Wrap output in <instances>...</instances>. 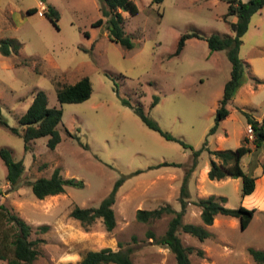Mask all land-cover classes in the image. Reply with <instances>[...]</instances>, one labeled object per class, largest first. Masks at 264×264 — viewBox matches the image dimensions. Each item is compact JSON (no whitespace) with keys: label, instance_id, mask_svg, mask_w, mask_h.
<instances>
[{"label":"rangeland","instance_id":"374dc122","mask_svg":"<svg viewBox=\"0 0 264 264\" xmlns=\"http://www.w3.org/2000/svg\"><path fill=\"white\" fill-rule=\"evenodd\" d=\"M133 1L136 13L121 10L131 40L126 46L109 36L101 0H0V42L10 38L20 43L16 52L0 49V147L11 148L12 156L25 164L18 184L11 186L0 157V203L31 225V238H42L34 264H78L86 250L106 246L131 247L134 264H177L169 247L149 234L162 235L172 214L143 221L135 211L161 204L180 210L183 176L193 150L202 147L187 181L182 220L203 224L194 199L209 194L225 196L226 206L242 204L255 212L246 227L238 217L216 215L205 225L209 236L202 240L181 228L177 234L192 247L188 254L194 264H257L247 248L264 249V141L259 147L253 143L247 115L261 120L264 114V4L241 36L238 55L244 70L227 104L230 113L208 133L231 61L227 48L210 50L206 37L233 35L235 14L228 13L226 0ZM46 4L59 11L57 25L43 13ZM31 6L37 10L28 12ZM100 17L102 22L94 24ZM190 31L201 36L187 37L175 53L181 34ZM85 74L92 82L90 96L60 103L56 82H73ZM38 89L46 92L49 106L62 108L56 125L61 139L53 149L46 144L47 134L33 138L25 149L22 136L10 129L22 132L19 117ZM136 106L187 146L150 128ZM242 136L248 137L251 150L242 155L241 166L256 177L255 191L248 196L241 194L240 177L212 179L204 170L210 149H235ZM164 160L180 165L154 166ZM55 167L78 184L37 198L29 181L49 176ZM119 178L111 230L100 218L86 228L70 215L76 204H99ZM41 224L47 230H39ZM12 231L11 221L0 215V253L7 255L0 264H8Z\"/></svg>","mask_w":264,"mask_h":264},{"label":"trees","instance_id":"16d2710c","mask_svg":"<svg viewBox=\"0 0 264 264\" xmlns=\"http://www.w3.org/2000/svg\"><path fill=\"white\" fill-rule=\"evenodd\" d=\"M159 1V0H158ZM228 2V13L235 14L236 19L231 21V28L234 34L213 33L206 37L210 50L227 48V54L231 61L230 77L224 84L222 96L218 101L215 110L214 124L209 128L208 133L215 132L220 119L226 117L229 113L228 102L232 99L235 90L239 85L240 77L243 73L244 66L238 55L241 36L246 32L252 15L259 10L264 0H226ZM103 13L107 16L108 34L111 39L121 42L126 46L131 45L130 37L125 34L123 29V17L121 10L125 9L130 13H136L138 8L133 0H101ZM36 6L27 9L28 12L36 11ZM57 25L59 11L52 4H46L43 12ZM102 18L95 20L94 24L102 22ZM190 36H201L197 31H190L181 34L178 39L175 53H179L184 41ZM20 43L16 40L5 38L0 42V49L4 54L11 53V50L17 51ZM92 91V82L88 75H82L73 82H56V96L60 103L78 102L88 98ZM126 101V100H125ZM157 97L152 101V105L156 103ZM127 102V101H126ZM135 110L150 128L158 131L167 139L180 141L184 146L187 143L172 135L169 131L164 130L159 124L147 115L142 107L136 106ZM62 118V108L57 106H49L47 94L43 89H38L32 98L31 103L26 111L19 117V122L24 125L22 132L16 127L10 129L22 136L24 140V148L30 147V141L41 135H48L46 144L50 148H54L60 141L61 136L56 125ZM3 122V121H2ZM247 122L253 131V143L256 147L262 145L264 141V114L261 120L247 115ZM242 142L235 149H210L212 157L209 161L207 175L209 178L221 179L226 176L240 177L241 194L244 196L255 191L256 177L247 173L241 166L240 160L242 155L250 151V146L246 143L247 136H242ZM204 142L203 147H205ZM202 148V147H201ZM201 148L193 150V161L186 170L178 198L181 200V209L176 210L169 204H161L153 208H137L135 217L137 219L147 221L151 218H158L164 213H171L172 216L168 221L165 232L156 236L149 231L150 236H154L156 242L166 244L174 254L177 264H194L189 252L192 251L191 246L182 243L177 230L181 228L199 239L209 236V231L205 225L213 223L214 218L218 214H225L239 218L240 226L246 227L255 212V207H247L239 205L237 207H229L225 205L226 197L223 195L209 194L207 196H199L194 199V203L200 208V216L203 224H195L192 222H184L182 216L187 204V181L191 172L197 165V157ZM0 157L6 165V179L11 186H16L24 172L25 164L22 159H15L12 156L11 148L0 147ZM180 165L179 162L161 161L154 166L160 165ZM137 169L134 172H140ZM122 178L115 181L114 186L107 196H105L97 205H74L70 211V215L80 221L84 227L92 225L96 219L100 218L107 230H111L116 224V214L113 207L115 201V193L117 187L121 183ZM78 184L73 178L64 177L59 167H55L49 176H40L30 180L33 194L37 198H43L47 195L57 194L65 191V185ZM253 191V192H252ZM0 215L7 221H11L13 231L12 237L8 241L6 247L10 251L7 257L8 264H34V260L40 254L39 242L42 238H31L32 227L17 213L10 211L3 203H0ZM47 224L38 226L39 230H47ZM248 252L257 264H264V249L249 246ZM131 247L114 249L110 246L100 249L86 250L78 264H134L131 257ZM199 252H201L199 250ZM4 253H0V257H6Z\"/></svg>","mask_w":264,"mask_h":264},{"label":"crops","instance_id":"0c3cea01","mask_svg":"<svg viewBox=\"0 0 264 264\" xmlns=\"http://www.w3.org/2000/svg\"><path fill=\"white\" fill-rule=\"evenodd\" d=\"M43 5H45L44 3H42ZM40 6V5H39ZM40 8V7H39ZM204 170H208V167L207 166H205V168H204ZM205 172V171H204ZM255 188H256V185H255ZM254 188V189H255ZM253 192V191H252ZM251 193H249L248 195H250ZM247 194L245 195V196H248Z\"/></svg>","mask_w":264,"mask_h":264},{"label":"built area","instance_id":"2783aa9c","mask_svg":"<svg viewBox=\"0 0 264 264\" xmlns=\"http://www.w3.org/2000/svg\"><path fill=\"white\" fill-rule=\"evenodd\" d=\"M251 127V126H250ZM252 129V128H251Z\"/></svg>","mask_w":264,"mask_h":264}]
</instances>
